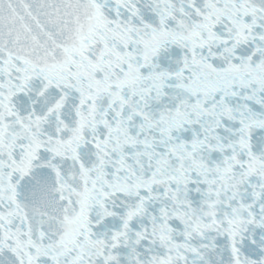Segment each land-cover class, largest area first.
<instances>
[{
	"label": "snow or ice",
	"instance_id": "obj_1",
	"mask_svg": "<svg viewBox=\"0 0 264 264\" xmlns=\"http://www.w3.org/2000/svg\"><path fill=\"white\" fill-rule=\"evenodd\" d=\"M0 264H264V0H0Z\"/></svg>",
	"mask_w": 264,
	"mask_h": 264
}]
</instances>
